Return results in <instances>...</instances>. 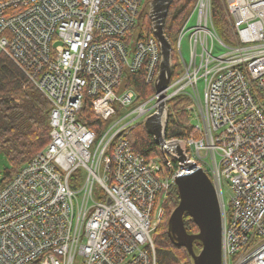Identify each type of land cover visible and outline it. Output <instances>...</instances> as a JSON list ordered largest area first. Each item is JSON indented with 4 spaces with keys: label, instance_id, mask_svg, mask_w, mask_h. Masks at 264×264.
<instances>
[{
    "label": "built area",
    "instance_id": "built-area-1",
    "mask_svg": "<svg viewBox=\"0 0 264 264\" xmlns=\"http://www.w3.org/2000/svg\"><path fill=\"white\" fill-rule=\"evenodd\" d=\"M141 2L0 0V54L51 106L49 143L0 190V264H157L153 235L181 154L216 191L221 264H264V0H223L231 45L213 27L211 0H195L177 33V75L171 59L160 124L166 128L168 101L183 94L198 135L165 139L174 150L150 160L125 138L135 127L125 120L144 117L143 125L160 102L153 28L149 38H133ZM139 72L154 94L140 101L128 87L116 95L123 77ZM84 97L103 121L114 118V103L127 112L97 138L77 121Z\"/></svg>",
    "mask_w": 264,
    "mask_h": 264
},
{
    "label": "trees",
    "instance_id": "trees-1",
    "mask_svg": "<svg viewBox=\"0 0 264 264\" xmlns=\"http://www.w3.org/2000/svg\"><path fill=\"white\" fill-rule=\"evenodd\" d=\"M195 0H173L165 19L164 35L171 45V58L175 56L174 45L177 33L190 14ZM212 24L225 45L233 44V33L227 17L223 0H211ZM152 34L151 19H144L141 24L140 39H147ZM178 64L173 65L172 78L177 75ZM126 83L138 94V99L145 100L151 95L150 87L144 83L141 72L127 77ZM190 99L183 95L172 97L167 103V124L165 139L186 140L197 137V132L190 122L188 107ZM50 103L33 86L27 84L22 72L3 54H0V190L4 188L18 171L26 165L50 141ZM77 121L91 130L99 138L112 123L99 118L92 106V100L84 97L83 105L77 114ZM125 138L132 150L147 160L157 156L158 146L143 125L130 129ZM74 177V175H73ZM72 184V181H71ZM178 204L176 187L168 191L164 203L165 215L154 234H159V241L154 243L157 264H192L187 252L174 246L167 235V220ZM183 223L189 234L197 233V227L191 218L184 214ZM200 243L194 242L197 253Z\"/></svg>",
    "mask_w": 264,
    "mask_h": 264
},
{
    "label": "water",
    "instance_id": "water-1",
    "mask_svg": "<svg viewBox=\"0 0 264 264\" xmlns=\"http://www.w3.org/2000/svg\"><path fill=\"white\" fill-rule=\"evenodd\" d=\"M173 0H152L149 17L153 35L160 45L161 63L157 82L154 86L159 95L155 114L143 123L163 155L174 150L166 144L165 130L161 128L160 117L163 112V91L171 78V45L164 35V23ZM182 171L175 178L178 204L167 220V235L172 244L183 248L192 264H221L222 216L220 203L208 175L194 163L186 162L183 154L178 158ZM187 214L196 225L198 232L189 234L185 230L183 216ZM194 242L200 243V250L193 249Z\"/></svg>",
    "mask_w": 264,
    "mask_h": 264
},
{
    "label": "rangeland",
    "instance_id": "rangeland-1",
    "mask_svg": "<svg viewBox=\"0 0 264 264\" xmlns=\"http://www.w3.org/2000/svg\"><path fill=\"white\" fill-rule=\"evenodd\" d=\"M148 1L149 0H142V2H141V7H140L141 13H140V16H139L138 26L135 29V33H134V36H133L134 39H137L138 36H139V32L141 31V24H142L143 20L146 19V18H148V10H149V7L146 6V3ZM195 21H196V13L191 15V18H190L189 22L187 23L186 27L189 28V27L193 26L195 24ZM181 52H182L183 58L187 60L188 59V51H187V43H186V40H183L182 43H181ZM215 52H216V54H219V53L223 52V48L220 47L217 44L216 45ZM178 60H179V57H178V54L176 53V55L174 56V58L172 60L173 64H175L176 62H178ZM127 89H128V86L126 85V79H125V77H123L120 85L115 89V93H116V95H120L121 93H123ZM150 90H151V95H153L154 94L153 87H150ZM202 90H203V85H202V83H199L198 84V91H199L200 95L202 94ZM147 99L148 98H146L145 100H147ZM140 101H144V100L141 99ZM112 107L115 109L116 114H115L114 118H111L110 119V121L112 122L110 125L115 124L116 121H119L121 118H123L124 115H125V113L127 112V109L120 110L119 109V106L116 105V103H114ZM133 117L134 116H132L129 119L125 120V122H127V121L129 122V121L133 120L131 122V125L132 126H137V125H140L142 123V121L144 120V117H140V118H137V119H134ZM192 125L198 126L199 123H198L197 120H192ZM143 128H144V126H143ZM91 150L92 151L95 150V145L91 148ZM157 156L159 158H161V159L164 158V156L161 153L159 147H158V151H157ZM0 176H1V174H0ZM229 192H230L229 186L227 185L226 182H223L222 183V196H223V201L226 204L228 203V200H229ZM94 199L95 200H98V197L96 195H94ZM159 240H160L159 234H154L153 235V241H154V243L156 241H159Z\"/></svg>",
    "mask_w": 264,
    "mask_h": 264
},
{
    "label": "flooded vegetation",
    "instance_id": "flooded-vegetation-1",
    "mask_svg": "<svg viewBox=\"0 0 264 264\" xmlns=\"http://www.w3.org/2000/svg\"><path fill=\"white\" fill-rule=\"evenodd\" d=\"M169 237V236H168ZM169 240H170V238H169ZM171 242V241H170ZM172 243V242H171ZM183 249V248H182ZM185 250V249H184Z\"/></svg>",
    "mask_w": 264,
    "mask_h": 264
}]
</instances>
